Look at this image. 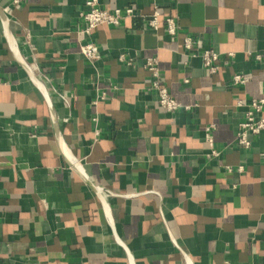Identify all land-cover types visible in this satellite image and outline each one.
<instances>
[{
	"label": "crops",
	"instance_id": "obj_1",
	"mask_svg": "<svg viewBox=\"0 0 264 264\" xmlns=\"http://www.w3.org/2000/svg\"><path fill=\"white\" fill-rule=\"evenodd\" d=\"M153 3L176 37L149 29ZM99 4L143 17L84 37L85 0H0V264H264V131L236 142V101L264 96V0ZM187 35L221 54L216 73ZM147 57L179 111L161 107Z\"/></svg>",
	"mask_w": 264,
	"mask_h": 264
},
{
	"label": "built area",
	"instance_id": "obj_2",
	"mask_svg": "<svg viewBox=\"0 0 264 264\" xmlns=\"http://www.w3.org/2000/svg\"><path fill=\"white\" fill-rule=\"evenodd\" d=\"M26 0H11L12 5L20 6ZM175 2L176 0H171ZM154 11L147 16V26L149 29L158 30L162 25L165 27L166 33L171 37H176L179 31V24L176 17L167 16L162 17L161 7L153 3ZM128 17H143L137 12L133 5H130L124 9L115 8L113 10L101 7L99 0H85V9L80 13V18L83 23V28L80 33L84 37L91 36L92 32L101 25H108L118 27ZM184 49L191 57H200L207 71L211 74L216 73L221 65V54L213 48H205L202 45L200 38H194L192 36H185L183 38ZM80 51L82 55L91 63L101 59L102 49L94 41L87 40L84 43H80ZM233 55V53H230ZM257 60H261V54L255 56ZM119 61L125 63L128 66H135V61L126 53L119 55ZM144 67L151 74V89L156 92L161 107L169 112L175 113L184 107L179 101H177L170 93L167 86L163 83L161 77V70L159 67V61L157 57H147L144 63ZM264 71V68H263ZM249 78L245 74L236 73L232 77V84L236 86L245 85ZM188 82V79H185ZM237 106H247L246 118L239 124V130L236 135V142L244 149H250L253 146V139L256 135H259L264 131V96L251 101L244 99H238L236 101ZM186 106L185 108H189ZM96 122L98 118L94 119ZM215 125H209L205 128L206 142L211 147V156H218L220 152L215 149V142L212 136V130ZM99 130H96L98 134ZM228 171H234L237 169L239 172H243L244 167L242 165L233 167L228 165Z\"/></svg>",
	"mask_w": 264,
	"mask_h": 264
}]
</instances>
